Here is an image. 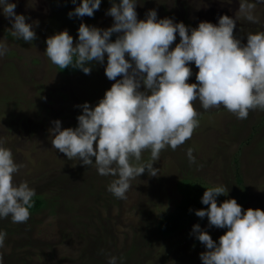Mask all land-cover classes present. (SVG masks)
Wrapping results in <instances>:
<instances>
[{
	"label": "rangeland",
	"instance_id": "1",
	"mask_svg": "<svg viewBox=\"0 0 264 264\" xmlns=\"http://www.w3.org/2000/svg\"><path fill=\"white\" fill-rule=\"evenodd\" d=\"M16 14L33 24L36 39L25 42L12 34L11 23L0 12V42L6 53L0 56V146L11 150L14 162L22 165L14 183H27L41 197L40 209L31 212L25 223L0 218V231L6 232L0 248L2 264H202L205 246L192 233L199 224L213 241H219L226 228L208 224L207 217L184 222L169 237L156 230L158 219L172 210L179 195L175 183L187 179L205 191L222 186L225 195L216 197L219 205L235 199L246 210L264 211V110L249 111L238 119L222 106L204 110L197 100L194 108L199 125L190 139L175 150L166 147L153 167L155 177L144 174L131 181L126 199L116 198L108 186L117 177L99 175L95 164L84 166L52 147L49 129L59 120L61 128H76L82 114L79 105L94 107L115 81L107 79L104 64L93 62L90 74L81 70L60 74L46 55V39L66 30L78 38L81 23L99 29L112 26L106 15L112 3L101 0L93 17L69 18L80 3L76 0H9ZM242 2L254 4L258 23L248 22L239 12ZM137 19L149 10L157 19L170 18L194 29L200 22L218 24L221 15L235 20L234 36L246 44L247 35L264 31V0H136ZM237 20H236V19ZM36 22V23H33ZM118 34H113L114 41ZM179 35L176 34V43ZM173 44L171 47H174ZM128 57L126 56V59ZM197 83L194 63L188 65ZM119 79V77H118ZM143 91V86L140 89ZM194 162H190L188 150ZM94 159V158H93ZM151 162L150 151L135 166ZM239 177L240 183L235 181ZM228 191V192H227ZM243 194V198L241 195Z\"/></svg>",
	"mask_w": 264,
	"mask_h": 264
},
{
	"label": "clouds",
	"instance_id": "2",
	"mask_svg": "<svg viewBox=\"0 0 264 264\" xmlns=\"http://www.w3.org/2000/svg\"><path fill=\"white\" fill-rule=\"evenodd\" d=\"M100 4L101 0H80L68 16L93 17ZM136 5V0L113 2L106 13L113 18L111 27L81 23L75 45L64 30L46 39L45 50L60 69L72 67L86 75L93 62L104 64L106 55L104 73L115 82L94 107L87 102L78 106L82 114L76 128L62 129L54 120L49 135L52 147L68 160L78 159L84 166L94 163L99 175L117 177L107 190L119 199L127 198L131 181L146 170L152 177L159 174L153 163L162 150H175L191 138L199 125L193 106L197 100L206 111L222 106L238 119H246L251 110H264V31L248 34L242 44L234 36L235 20L227 15H221L217 25L200 22L189 31L182 22L157 19L154 9L138 20ZM15 8V3L0 0V12L9 19L12 34L32 42L37 38L33 24ZM254 8L242 2L239 12L248 22L258 23ZM113 34H118L114 41ZM6 51L0 42V56ZM190 63L198 69L197 83L187 82L193 74ZM146 150L151 162L133 165L131 161H140ZM188 157L194 162L191 149ZM21 167L11 150L0 146V218L11 217L13 223L27 222L35 195L26 182L14 183ZM225 191L222 186L206 189L201 203L208 207L195 211L197 217H207L210 226L227 229L217 243L199 224L192 226L206 249L200 254L202 264H264V211L244 210L235 199L218 205L216 197ZM6 235L0 231V248ZM2 260L0 254V264ZM109 264H116L114 257Z\"/></svg>",
	"mask_w": 264,
	"mask_h": 264
},
{
	"label": "trees",
	"instance_id": "3",
	"mask_svg": "<svg viewBox=\"0 0 264 264\" xmlns=\"http://www.w3.org/2000/svg\"><path fill=\"white\" fill-rule=\"evenodd\" d=\"M55 67L60 74H70L79 71V69L72 67L65 69H60L56 65ZM235 181L240 183L237 175L235 176ZM175 189L179 195L178 202L173 206L171 211L162 215L156 223L158 235L164 238L176 233L184 222L200 219L195 215V211L199 209H206L208 207L207 205L201 203L204 190L200 185L187 179H179L175 183ZM241 198H243V194L241 195ZM41 206V197L34 195L32 198V207L29 209L30 213L40 209Z\"/></svg>",
	"mask_w": 264,
	"mask_h": 264
}]
</instances>
